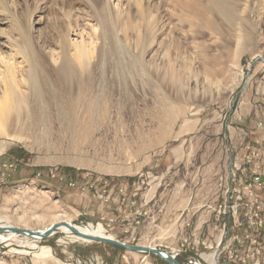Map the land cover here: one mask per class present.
Returning <instances> with one entry per match:
<instances>
[{
  "label": "rangeland",
  "instance_id": "obj_1",
  "mask_svg": "<svg viewBox=\"0 0 264 264\" xmlns=\"http://www.w3.org/2000/svg\"><path fill=\"white\" fill-rule=\"evenodd\" d=\"M107 1L0 0L1 50L15 53L19 46L13 40L19 41L20 32H29L42 49L37 52V71L22 54H15L21 68L18 80L19 73H36L38 90L20 84L28 109L21 111L20 123L15 120L10 125L13 138L0 136V142H8L0 153V214L13 223L24 215L19 225L43 229L66 213L78 225L102 222L118 239H126L130 235L126 231L139 226L142 232L135 243L171 246L176 243L177 214L209 201L215 173L229 162L228 147L234 146V154L241 153V135L252 141L256 121L264 116V0H224V16L208 0L213 36H208L203 52L193 43L189 46L188 56L199 67V80L192 77L184 92L166 80L163 86L152 81L128 90L103 89L98 71L94 86L72 71L76 65L70 39H78L87 23H98L97 5ZM126 1L109 3L114 9L117 3L126 8ZM174 3L178 0H145V9L151 12L146 21L167 23L171 11L176 16L169 23L180 29ZM133 12V23H140L136 7ZM99 29L104 31L102 26ZM194 29L192 34L197 36L203 25ZM199 36L190 39L198 41ZM162 37H157L155 50ZM142 40L144 50L152 35ZM52 49L59 54L54 60L48 55ZM153 52L147 53V60ZM65 56L69 64L64 63ZM161 60L155 64L164 63ZM6 165L13 167L8 170ZM121 186H126L125 196ZM135 189L138 196H133ZM138 209L144 216L136 226L133 214ZM209 209L213 210L203 206L199 212ZM60 237L65 241H59ZM227 237L246 254L255 245L264 259V226L259 231L248 224L234 225L232 220ZM36 244L50 246L52 256L36 258L39 248L18 236L0 242V264H61L57 259L75 264L79 258L103 256L107 251L112 258L125 250L96 241H71L61 231ZM130 257L132 264H144V255ZM159 259L150 254L145 261L162 264Z\"/></svg>",
  "mask_w": 264,
  "mask_h": 264
},
{
  "label": "bare ground",
  "instance_id": "obj_2",
  "mask_svg": "<svg viewBox=\"0 0 264 264\" xmlns=\"http://www.w3.org/2000/svg\"><path fill=\"white\" fill-rule=\"evenodd\" d=\"M209 1L214 3L217 8L216 10H218L220 15H226L225 12L222 13V9L225 8V6H223V4L225 5L224 0ZM209 1L178 0V3H174V8H178L177 10L179 11L177 12L179 16V23L177 22L176 24L180 26V29L174 26V23L173 26L170 25V23L173 22L172 20H174L173 18L176 16L175 13L173 14L171 11L169 13L167 12L170 14V16L167 15V23H162L160 21L161 24H158V22L155 24L152 23L151 20L146 21L148 19H146L147 13L148 16H150L151 12L150 10L148 12L146 11L147 9H145V0H127L126 8H121L120 3H117V5H115V9L109 3V0L105 3L102 2V5H97L98 14L101 16L98 23H87L83 30H81L79 33L80 37L78 39H70V44L74 48V53L71 58H73L74 64L76 65V68H73L72 71L75 69V71H77V75H80L79 77L81 79L85 77L89 81L88 85L91 86H94L95 84L92 79L96 81V79L99 77L97 75L100 74L98 83L102 85L103 89L115 87L125 88V90H128L139 85V83L151 84L152 81H157L159 86H163L162 81L166 80V83L168 82L171 87L175 88L179 92H184V89H186L188 84H190L192 77H196L197 81L199 80V67L193 66L191 60L194 59H191L188 56V48L193 43L197 48H200L199 52H203L204 49L208 48V36L212 34L211 29L213 20H211V17L208 14ZM134 7H136L140 18V23L138 24L133 23V13H135L133 12ZM224 11H226V8ZM230 13H232L231 10ZM230 13L228 12L229 15ZM230 16L232 17V15ZM230 16L228 17L229 19H231ZM202 25L203 29L199 31L200 36L199 34L194 36L192 34L195 30L194 27H202ZM100 26L103 27L104 31L100 32ZM156 26L157 29H155ZM165 26H167L171 32L167 31V28H164ZM67 31L69 33L71 32L69 29ZM108 34L112 35L110 39H108ZM147 34L152 35V40L150 44L147 43L146 48L142 50V47L144 46L142 38ZM18 35L19 41L18 39L17 41L15 39L13 40L14 43L19 46V49H17L15 53H5L0 48V89L3 88L2 96H0V136L5 135L12 137V133L9 132L11 129L10 125H12L13 121L15 120L16 123H18L19 116H21V111L28 109L27 99L24 97V95H22V92H19L20 84L27 85L28 88H31L34 91L38 90L37 81L33 75L36 73L32 74L31 71L28 72V74H26L27 72L25 74L19 73L20 79L18 80L17 72H20L21 68L19 63L16 62L15 56L17 54H22L24 59L29 63L30 67H33V69L37 71L39 67L36 65V58L38 56L37 52L42 53V49H40L39 45L34 41V39L31 38V34H29V32L27 34L25 32H20ZM162 35H165V37H162L159 46L155 50L157 37L161 38ZM198 36L201 39H199L200 41H191V39L194 37L198 38ZM100 37L101 41L99 40ZM1 41L2 40H0V46L2 45ZM215 41L216 40L213 42ZM20 44H22V46ZM193 44L191 45L192 47ZM150 51H155V53L153 52L154 54L152 55V58L147 60L146 55L147 53H150ZM44 53L47 54L48 52ZM56 54L58 53L52 49L48 55H50L51 59L54 60ZM206 56L203 59H205ZM160 58H162L161 61L164 63L155 64V61L160 60ZM56 59L57 61L59 60L58 58ZM57 61H52L56 67ZM67 62L68 64L70 62L68 57L65 58L64 63L67 64ZM151 62H153V64ZM61 69L65 73V70H63L62 67L60 70ZM97 71L99 74H97ZM95 73L97 77L95 76L96 78L94 79ZM125 73L126 76L124 75ZM17 93L19 96H17ZM7 143L8 142L5 141L0 142V153L5 151L8 146ZM34 217L38 219L37 216ZM24 219V215H18L17 223H13L12 221H9L10 219L8 220L6 215L0 214V228L3 226H20L36 231V235L33 236L19 234L13 231L2 232L0 233V242H8L15 237L22 236L27 240V243L30 246L39 248V251L35 252L34 254V256L38 259L52 256V249L50 246L39 247L36 242L42 240L43 235L41 234H45V231L55 223L60 224V227L58 228V231L54 232L53 234L61 231L65 233L71 241L93 242L91 239L74 233L67 225H64L63 222H69L77 229L87 234L116 238L114 234L109 233V231L106 230L101 222L97 224L89 223L88 225H78L73 222V217L67 215L66 213L57 215L55 220L47 224L43 229L19 225L18 222H23ZM40 219L41 218H39V220ZM59 241L64 242L65 237H60ZM145 246L153 247L154 244H148ZM25 251L18 250L16 252L25 254ZM208 255L209 259L212 261H214L217 257L215 252H212ZM57 262H61V264H68L59 261V259H57Z\"/></svg>",
  "mask_w": 264,
  "mask_h": 264
},
{
  "label": "built area",
  "instance_id": "obj_3",
  "mask_svg": "<svg viewBox=\"0 0 264 264\" xmlns=\"http://www.w3.org/2000/svg\"><path fill=\"white\" fill-rule=\"evenodd\" d=\"M255 130L256 134L252 141H247L245 136L241 135L240 143L243 145L241 153L234 154V146L228 147L229 162L215 173L213 193L209 201L206 200L203 203L204 207L208 206L213 209H209L212 211L210 217L206 216V213L210 212L209 210L199 212L203 206H199L193 211H180L176 216L177 227L174 234L176 243L171 246L160 244L154 246L168 250L174 258L183 264H264V259L260 258V248L253 245L250 247L252 253L246 254L235 248L236 245H233L232 240L229 242L227 237V226L231 224L232 220L234 225L248 224L259 231H262L264 226V116L258 117ZM241 131L244 133V129ZM231 143L230 140L229 145ZM6 167L10 170L13 166L6 165ZM125 188L126 186L119 188L124 196ZM138 195L139 192L135 189L133 196ZM142 216H144L143 211L138 209L134 212L133 219L136 226L139 225ZM195 216L206 225L205 236L202 233L203 228H201V234H198V229L194 224ZM212 220H214L213 226H211ZM101 224L103 223L101 222ZM126 232L130 235L126 239L119 240L135 243L142 231L137 226L132 230L129 228ZM247 237H250V234H247ZM212 249L217 254L214 261L208 257V254L212 252L209 250ZM131 254H143L142 263L147 264L149 262L145 260L152 253L126 250V255L122 257L123 261L114 262V260L110 261L103 256H94L87 259L79 258L75 264H132ZM159 260L164 264H169L161 258Z\"/></svg>",
  "mask_w": 264,
  "mask_h": 264
},
{
  "label": "water",
  "instance_id": "obj_4",
  "mask_svg": "<svg viewBox=\"0 0 264 264\" xmlns=\"http://www.w3.org/2000/svg\"><path fill=\"white\" fill-rule=\"evenodd\" d=\"M63 224L67 225L74 233H76L82 237L91 239L93 241L117 246V247L123 248L125 250H130V251H134V252L152 253V254L159 256L163 261H165L169 264H183L178 259L174 258L168 250L163 249V248H159L157 246L151 247V246H145V245H140V244H136V243H127L125 241H122V240H119L116 238H109V237H104V236H94V235L82 232L81 230L77 229L75 226H73L69 222H63ZM59 227H60V224H58V223L52 224L45 231V234H41V235H43V239L51 236L54 232L58 231ZM9 231H13V232H16L19 234L30 235V236L36 235L35 230L27 229V228L19 227V226H3L0 228V233L9 232ZM164 252H166L165 253L166 255L164 254ZM226 264H233V263H226Z\"/></svg>",
  "mask_w": 264,
  "mask_h": 264
},
{
  "label": "crops",
  "instance_id": "obj_5",
  "mask_svg": "<svg viewBox=\"0 0 264 264\" xmlns=\"http://www.w3.org/2000/svg\"><path fill=\"white\" fill-rule=\"evenodd\" d=\"M211 213H212V211L206 213V216H207V217H210ZM194 224L196 225V228L198 229V231H197L198 234H201V232H202V229H201V228L204 229V231H203L202 233H203V236H205V234H206V225H205L203 222H200V221L197 219L196 216L194 217ZM118 238H119V237H118ZM101 255H102V254H99V253L94 254V256H101ZM111 255H112V254L110 253V251H107V252L105 253V255H103V256H105V257H106L107 259H109L110 261H113V260H114V262H116V261H123L122 257H123V255H126V250L119 251V252L117 253V255L114 253L112 258L110 257ZM131 255H133V257H134L135 254H131ZM136 255H137L138 257L143 256V254H136ZM147 264H148V263H147Z\"/></svg>",
  "mask_w": 264,
  "mask_h": 264
},
{
  "label": "trees",
  "instance_id": "obj_6",
  "mask_svg": "<svg viewBox=\"0 0 264 264\" xmlns=\"http://www.w3.org/2000/svg\"><path fill=\"white\" fill-rule=\"evenodd\" d=\"M162 262V261H161ZM162 264H164L163 262H162Z\"/></svg>",
  "mask_w": 264,
  "mask_h": 264
}]
</instances>
